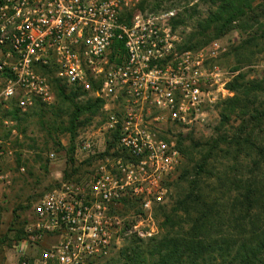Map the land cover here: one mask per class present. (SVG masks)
Here are the masks:
<instances>
[{
    "label": "built area",
    "instance_id": "2783aa9c",
    "mask_svg": "<svg viewBox=\"0 0 264 264\" xmlns=\"http://www.w3.org/2000/svg\"><path fill=\"white\" fill-rule=\"evenodd\" d=\"M138 2L0 0V125L11 127L15 108L53 104V79L102 100L74 152L90 169L39 197L17 242L16 264H90L112 253L123 229L151 237L153 212L167 203L184 160L170 129L202 125L216 106L225 82L206 61L226 46L214 41L181 51L172 29L154 26L151 17L125 24ZM3 143L0 137L1 159L10 154ZM127 202L142 213L122 227L126 218L116 210ZM49 236L56 240L48 243Z\"/></svg>",
    "mask_w": 264,
    "mask_h": 264
},
{
    "label": "rangeland",
    "instance_id": "374dc122",
    "mask_svg": "<svg viewBox=\"0 0 264 264\" xmlns=\"http://www.w3.org/2000/svg\"><path fill=\"white\" fill-rule=\"evenodd\" d=\"M255 4H264V0H257ZM210 10L211 5L207 0H139L135 7L126 12L123 20L125 24L132 25L135 15L151 17L154 26L172 29L178 38L176 48L181 51L205 48L214 41L226 46V52L206 61L207 67H217L220 70L222 81L225 82L217 89L219 98L215 108L209 111L207 121L189 130L179 127L170 129V134L174 135L185 154L179 172L170 182L169 199L162 206L169 208L174 204L179 193L188 184L185 179H179L180 175L184 170H188L192 179L198 169L195 167L197 162L200 163L210 147L219 142V150H215L210 157L206 172L202 174L201 188L207 193L212 191L220 208V214L216 215L213 221L216 223L217 232L208 233L207 239L214 238V235L225 234L229 238L230 250L234 252L239 243L250 236L253 226H261V221L257 222L256 217H253V213L261 214V159L256 150L249 151L246 146L230 147L226 140L223 141L227 136L231 140L242 123L238 110L232 114L229 123L222 126V131L218 129L222 124L221 113L225 106L224 102L234 95L229 84L240 76H243V82H261V80L264 82V16L263 12L258 10L260 16L257 21H245L243 25L236 23L225 34L216 37L214 28L203 31L200 25ZM247 23L251 24V27H247L245 25ZM194 45L197 48L189 47ZM90 98L92 97L81 96L78 100L86 102ZM243 98L247 99L249 104L253 102L256 106H261L264 92L252 90L251 94ZM52 106L53 104L39 108L41 109L39 114H44L42 119L50 125L48 123L44 125L39 120V115L31 117L30 122L21 127L9 116L12 120L11 127L0 125V137L4 139L3 144L10 152L4 159L0 158V171L9 172L8 178H0V264H14L17 258L16 245L22 238L21 235L18 236V230L26 228L39 197L59 187L63 181L83 178L90 169L89 162H80L73 157L74 152L71 153L70 147L72 144L76 147L80 133L88 124L97 121L99 113L87 124L78 127L74 142H71L72 134L66 129L69 112L60 111ZM22 130L25 132L22 133ZM256 142L257 146L261 147V136ZM52 151L57 153L55 160H50L48 157ZM71 156L75 158L73 166L69 163ZM257 159L260 160V165L254 166L253 161ZM65 170H69L71 174L67 180L64 176ZM249 183L260 197L257 203L254 198L255 204L253 203L250 211L247 210L249 205H242ZM160 207L155 208L153 212L156 233L151 237L140 239L124 235L125 229H123L121 239L112 253L107 258L92 260L90 264H121L123 262L121 252L136 246L142 247V250L148 254L147 249L151 240L159 239L167 231L166 228L161 227L163 217ZM116 211L126 218L122 227L132 220L133 215L138 219L142 213L138 205L130 202L122 204ZM224 223L225 226H222ZM182 225L184 228L188 226L185 223ZM223 227L225 232L222 234ZM179 230L181 229H176ZM231 257L229 261H232ZM213 264L216 262L213 261Z\"/></svg>",
    "mask_w": 264,
    "mask_h": 264
},
{
    "label": "trees",
    "instance_id": "16d2710c",
    "mask_svg": "<svg viewBox=\"0 0 264 264\" xmlns=\"http://www.w3.org/2000/svg\"><path fill=\"white\" fill-rule=\"evenodd\" d=\"M207 1L211 5V10L200 25L203 31L214 28L216 37L225 34L236 23L257 21L260 16L258 10H261L264 16V4H255L257 0ZM245 25L251 27V24ZM116 45L123 49L124 43L116 42ZM189 47L197 48L196 45ZM243 79V76H240L229 84L234 95L224 102L225 106L221 113L222 124L218 130L222 131V126L229 123L232 114H235L237 110L239 111V117L242 120L241 125L236 129L231 140L227 136L223 138V141L226 140L230 147L242 148L246 146L249 151L256 150L261 159V214L260 212L256 215L253 213L256 221H261V226H253L250 236L240 242L234 252L230 250L228 236L223 234L225 232L224 227L223 236L214 235V238L207 239L208 233L217 232L216 223L213 221L215 216L220 214V208L219 203H216L217 198L212 195V191L207 193L201 188L203 184L202 174L206 172L210 157L215 150H219V142H217L210 147L201 162H197L195 167L198 169H196V175L192 179H190L191 173L188 170H184L180 175L179 179H185L188 184L183 191L181 190L182 192L179 193L174 204L169 208L167 206L160 207L163 217L161 227L167 229L165 234L159 239L151 240L152 242L147 249L148 254L140 246L124 249L121 252L123 254L121 264H213V261L216 264H264V100H261V106H256L253 102L249 104L248 100L243 98V96L251 94L252 90L264 92V82L263 80L261 82H243ZM52 82L56 94V101L52 107L69 112V122L66 129L72 134L71 142H74L78 127L87 124L93 116L99 113L102 100L92 97L86 102L79 101L78 98L84 94L83 90L68 86L58 79H53ZM46 106L49 105L37 103L25 112L15 108L8 112V116L15 119L19 127L29 123L31 117L35 115H39V120L46 125L48 122L42 119L44 114H39V110H41L39 108ZM21 132L24 133L25 131L22 130ZM260 136L261 147H258L256 141ZM70 151L71 153L75 152L74 144L70 147ZM183 152L185 154V151ZM73 157L71 156L69 159L72 166L75 162ZM259 161V159L254 160V166H259ZM77 169L75 170L77 171ZM69 174V170H65L66 180L71 176ZM226 180L225 178L224 181ZM250 183L242 203V205L250 206L247 208L248 211L253 206L254 198H256L255 203L260 198ZM214 189L216 190V188ZM182 223L188 225L187 228H184ZM222 226H225V223ZM179 228L181 230L176 231ZM24 234L25 228L24 230L19 228L18 236ZM229 257L232 258V261L228 260Z\"/></svg>",
    "mask_w": 264,
    "mask_h": 264
},
{
    "label": "crops",
    "instance_id": "0c3cea01",
    "mask_svg": "<svg viewBox=\"0 0 264 264\" xmlns=\"http://www.w3.org/2000/svg\"><path fill=\"white\" fill-rule=\"evenodd\" d=\"M54 152V151H53ZM56 153V152H55ZM56 155H57V153H56ZM49 157V156H48ZM56 159H57V156H56ZM50 160H52V159H50ZM55 160V159H54ZM29 221V220H28ZM56 240V237L55 236H49L48 237V239H47V242L48 243H52V242H54ZM34 251H38V250H34ZM34 251H31V255L33 256V255H37L36 254V252H34ZM16 253H17V251H16ZM38 253V252H37ZM39 254V253H38ZM17 261H18V253H17V258H16V260L14 261V264H16L17 263Z\"/></svg>",
    "mask_w": 264,
    "mask_h": 264
}]
</instances>
